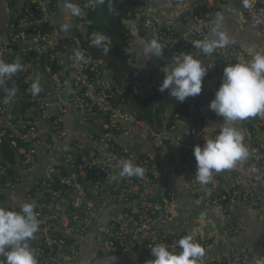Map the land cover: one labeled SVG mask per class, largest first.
<instances>
[{
  "label": "built area",
  "instance_id": "built-area-1",
  "mask_svg": "<svg viewBox=\"0 0 264 264\" xmlns=\"http://www.w3.org/2000/svg\"><path fill=\"white\" fill-rule=\"evenodd\" d=\"M131 2L132 10L128 16L133 26L142 31L140 43L128 39L126 45L117 48L119 55L135 65L157 63L159 57L142 53L143 45L155 38L164 47L163 55L169 59L184 53L196 59L206 56L195 47V42L210 36L213 28L211 22L220 12L216 7L203 14L193 15L191 19L181 13L177 18L178 23H175L170 18L159 20L150 13L149 4H154L156 0ZM62 3H71L80 9L79 13L74 14L77 26L85 31L86 48L80 47L76 38L64 36L65 26L52 20ZM236 3L237 15L242 21L240 27L244 24L255 26L264 41V0H247V6L245 0H236ZM175 8L181 11L183 3L177 2ZM95 9L96 4L91 0H25L17 15L9 21L5 35L0 37V60L9 63L22 57L24 50L15 52L12 47L25 42L36 51V56L19 71L23 74L21 76L24 77L33 68L46 69L55 89L51 92L40 88L36 94H33L32 89L28 90V101L35 108L37 116L46 123L47 135H44L32 115L13 116L12 105L19 92L15 90V94L10 96L7 90L14 88L0 86V115L11 117L9 126L0 128V146L6 144L14 149L16 164L20 167V171H13L7 176L8 162L2 161L0 164V184L7 194L14 192L21 182V174L31 169L41 151H49L54 141L65 138L67 130L61 115L67 108L79 115L78 123L95 114L105 119L104 130L98 135L84 129V136L100 150V155L96 150H87L85 143L77 142L60 155L49 174L34 180L20 202L3 207L19 211L23 203L36 202L35 211L40 224L34 238L28 243L38 264H75L81 244L89 237L104 254L141 249L143 255L134 264H146L154 259L151 247L163 244L170 251L179 253L181 249L178 241L188 235L186 232L170 233L157 228V224H165L171 219L168 206L174 198V191L166 171L150 155L142 153L132 157L111 140L114 134L142 130L160 149L167 137L152 128L145 119L137 117L136 111L117 104L116 99L123 100L124 89L113 87L100 63H94L89 58L87 49H99L102 46L94 43L97 35L105 36L100 30L87 29L88 17ZM78 52L83 59H77ZM212 54L238 58L246 55L242 50L227 48H217ZM58 58L67 65L65 73L52 67ZM225 67L222 65L211 73L221 75ZM130 75L133 79L130 90L140 97L147 91L157 90L163 80L146 76L136 68ZM128 77V74L125 75V79ZM69 88L71 91L63 98ZM217 90V87L211 89L212 100ZM199 95L189 97L187 109L174 114L175 119L189 124L188 139L178 145L179 169L184 175L189 194L216 207L222 205L223 198L219 194L220 178L218 173L215 174L207 185H201L196 180L193 149L207 140V133L215 138L223 124H209L208 117L201 109ZM51 105L55 108L54 113L49 110ZM248 121L249 118L236 122V127L245 138L249 156L237 167V181L229 191L228 199L243 206L259 207L264 206V141L255 138ZM262 124L264 117L257 123ZM125 160L142 167L143 176L114 179L120 171L119 165ZM2 177L6 179L3 181ZM257 185L263 188L261 195L256 189ZM110 204L116 209L115 214L104 220L100 217V210ZM239 229V225H225L220 235L236 234ZM192 236L205 248V240ZM261 255H264V240L253 244L239 243L229 249L224 259H208L204 256L201 264H256ZM3 259L0 256V260Z\"/></svg>",
  "mask_w": 264,
  "mask_h": 264
},
{
  "label": "crops",
  "instance_id": "crops-1",
  "mask_svg": "<svg viewBox=\"0 0 264 264\" xmlns=\"http://www.w3.org/2000/svg\"><path fill=\"white\" fill-rule=\"evenodd\" d=\"M180 1L183 3V9L178 11L175 8V4ZM24 3L25 0H0V37L5 35L9 21L17 15ZM68 4L71 3H62L52 16V20L56 24L67 25L64 36L76 38L79 41V46L86 48L84 42L85 31L77 26L75 14L67 7ZM236 4V0H225L223 2L219 0H156L154 4H149V7H151L150 13L155 18L159 20L170 18L175 23H178L177 18L181 13L186 14L191 19L193 15L203 14L210 8L216 7L220 11L218 17L221 18L222 30L226 31L231 38V43L223 48L242 50L246 53L243 58L233 55L221 57L213 54L197 58L207 69V74L203 78L199 101L201 109L208 117L211 126L215 123H223V117L218 116L209 108V104L212 101L211 89L215 85H221L223 74L214 75L211 71L218 69L222 65L234 64L237 62L236 60L250 61L257 51L264 49V41L255 26L244 24L243 27H240L242 21L237 15ZM218 17L212 20L211 24L213 27ZM123 23L129 34L128 39L136 40L137 44L140 43L141 29L138 30L133 26L129 16L123 20ZM12 49L15 52L21 49L24 50L23 56L19 57V59L16 58L22 67L32 62L36 56V51L32 50L25 42L14 44ZM87 52L89 58L94 63H100L105 72H107L113 87H123L125 85V71L131 65H133L132 70L136 68L146 76L160 79L164 78L162 68L166 67L171 61V59L163 55L160 57L162 59L161 62L135 65L128 59L115 55L107 43H103L99 49H87ZM15 60L13 59V61ZM52 67L58 68L63 73L67 71L66 63L60 58L52 64ZM24 80L29 86L28 90L32 89L33 83L37 81L40 88L51 92L55 90L49 81L46 69L33 68L31 71L26 72ZM69 91H71L70 88L64 92L63 98L68 96ZM1 97L2 92L0 91ZM188 99L189 97L184 102H178L167 92L166 99L155 105V109L158 108L161 118L159 123H154L151 126L166 135L167 141L162 148L155 147L148 138L147 133L142 130L133 129L131 133L114 134L111 140L119 149L127 151L132 157L142 153L150 155L169 176L174 191V198L168 206L171 219L165 224H157L158 230L170 233L186 232L200 240H205L207 242L204 248L205 257L220 260L227 257L229 249L239 243L253 244L258 240H264V206L247 207L228 199L229 191L237 181V167L242 165L244 160L238 162L236 167L222 170L218 173L220 178L219 194L223 197L221 200L222 205L210 206L206 201L196 199L189 194L184 175L179 169L180 158L178 154L179 143L188 139L189 124L184 120L175 118L171 124L172 128L168 124L174 114V107H177L178 104L187 103ZM116 102L125 109L136 111L135 104L130 99L125 101L116 99ZM49 110L54 113V106L51 105ZM25 115H32L33 120L43 131L44 135H47L46 123L37 116L34 107L33 111H28ZM78 116L69 108L65 110L61 118L67 130V135L63 139L54 141L49 151H41L38 154L31 169L21 174V182L14 192L7 194L0 184V197H5L4 203L0 207H4L9 203L20 202L25 192L31 188L34 180L49 174L53 164L59 160L60 155L67 149H71L77 142L85 143L87 150H96L98 155H100V150L96 149L94 143L84 136V129H88L89 133L93 135L100 134L104 130V117L95 114L78 123ZM10 122V116L0 115V128L8 127ZM254 133H256L257 138L264 141V126L256 128ZM210 138H212L211 135L207 133L206 139ZM1 163L3 162L0 160ZM14 171H20L18 164L14 166ZM256 189L261 195L263 188L257 185ZM115 211L114 206L110 204L101 208L100 217L106 220L113 217ZM225 225H239V232L223 237L220 235V230ZM80 250L79 258L75 264H134L143 255L141 249L117 254H104L100 246L90 237L81 244Z\"/></svg>",
  "mask_w": 264,
  "mask_h": 264
},
{
  "label": "clouds",
  "instance_id": "clouds-1",
  "mask_svg": "<svg viewBox=\"0 0 264 264\" xmlns=\"http://www.w3.org/2000/svg\"><path fill=\"white\" fill-rule=\"evenodd\" d=\"M247 6V0H245ZM73 13L80 9L68 4ZM67 29V25L65 26ZM221 18L218 17L211 34L203 41H196L195 47L204 54L211 55L215 49L226 47L231 43L230 35L222 30ZM107 38L98 34L95 44L100 46ZM164 47L157 39L150 40L143 45L142 53L155 57L163 56ZM77 59H83L77 53ZM228 64L223 70L221 85L210 102L209 108L218 116L223 117V127L215 138L207 139L202 145H196L193 155L196 160V180L201 185H207L214 175L222 170L236 167L238 162L249 156L248 148L244 144V137L236 127V122L243 121L257 115L264 116V49L257 51L250 61L236 60ZM22 69L18 60L5 63L0 60V85L4 77H10ZM164 78L159 91L168 92L178 102H184L188 97H195L202 91L203 78L207 74L206 67L199 59L184 53L174 56L166 67L162 68ZM33 94L40 91L39 83L32 85ZM14 95L15 89L7 90ZM118 177L143 176L142 167L131 160H125L119 165ZM36 202H25L19 211H12L0 207V264H38L34 251L28 241L33 239L39 229V220L35 208ZM181 251L175 253L165 245L157 244L151 247L154 259L146 264H201L205 256L204 247L188 234L178 241ZM256 264H264L261 255Z\"/></svg>",
  "mask_w": 264,
  "mask_h": 264
},
{
  "label": "trees",
  "instance_id": "trees-1",
  "mask_svg": "<svg viewBox=\"0 0 264 264\" xmlns=\"http://www.w3.org/2000/svg\"><path fill=\"white\" fill-rule=\"evenodd\" d=\"M91 1L96 4V9L88 17L87 29H97L103 32V34L107 38L106 43L108 47L112 49L113 53L127 60L126 57L119 55L116 50L117 48L128 43L129 34L127 33L126 26L124 25L123 20L127 18L132 10L131 0ZM161 61L162 59L159 57L158 62ZM9 63H12V61H10ZM132 67L133 65H131V67L125 71V75L128 74L129 77L128 79H125L124 75L125 85L123 87L121 86V88L124 89L125 94L121 98H123L124 101L130 99L131 102L135 104L137 117L145 119L150 125L159 123L161 117L159 116L158 108L155 109V105L166 99L167 91L162 93L158 88L157 90L147 91L146 94L142 97L132 94V91L130 90V87L133 83V79L130 75ZM53 68L56 69L55 67ZM19 71L15 75L4 77L2 85V87L14 88L19 92V95L15 98L12 105L13 116L25 115L28 111H33V107L28 101L29 86L24 80L25 76H21L23 74H21ZM215 87L219 88L220 86L215 85ZM174 108V114L177 112H184L187 109V103L178 104L177 107L175 106ZM174 114L168 121V124L170 125L173 122ZM263 117L264 116L262 115L249 117L248 125L250 129H253L255 132L256 128L264 126V124L257 125L259 121L263 120ZM254 136L255 138H257L256 133H254ZM0 160L1 162H8L9 168L7 169V176H9L14 171V166L16 165V155L14 149H10V146L6 144L0 146ZM5 179L6 177H2L3 181ZM4 198L5 197H0V204L4 203Z\"/></svg>",
  "mask_w": 264,
  "mask_h": 264
},
{
  "label": "water",
  "instance_id": "water-1",
  "mask_svg": "<svg viewBox=\"0 0 264 264\" xmlns=\"http://www.w3.org/2000/svg\"><path fill=\"white\" fill-rule=\"evenodd\" d=\"M104 44H106V40L103 42ZM114 190V189H113Z\"/></svg>",
  "mask_w": 264,
  "mask_h": 264
}]
</instances>
